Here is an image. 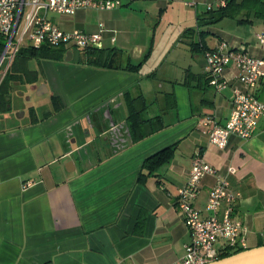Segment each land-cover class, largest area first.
I'll return each mask as SVG.
<instances>
[{
	"label": "crops",
	"instance_id": "obj_1",
	"mask_svg": "<svg viewBox=\"0 0 264 264\" xmlns=\"http://www.w3.org/2000/svg\"><path fill=\"white\" fill-rule=\"evenodd\" d=\"M202 1L205 12L225 3ZM121 2L111 10L48 14L64 31L96 32L103 22L106 30L95 48L111 54L110 67L80 63L73 49H67L70 60L64 59L67 52L59 61L29 59L28 75L10 83L18 85L15 96H42L26 119L8 111L14 99L5 89L0 264H180L192 234L176 200L197 154L214 173L201 179L194 207L207 216L209 192L218 176L226 178L240 194L233 215L246 228L247 249L264 245V118L251 137L232 136L223 149L211 144L200 122L210 116L224 124L232 110V87H241L234 64L223 72L228 87H211L205 52L224 42L228 49L264 58V44L258 34L250 42L223 28L201 27L204 11L195 27L183 25L171 33L177 41L159 35L157 42L153 18L161 20L176 0ZM250 14L224 18L242 24ZM180 46V54L172 55ZM197 51L199 70L192 64ZM128 62L140 65L125 70ZM255 93L264 102V83ZM131 100L142 102L143 123L135 131L144 136L136 141L128 119ZM164 149H170L167 157L148 169L146 160ZM223 246L221 240L214 247Z\"/></svg>",
	"mask_w": 264,
	"mask_h": 264
},
{
	"label": "built area",
	"instance_id": "obj_2",
	"mask_svg": "<svg viewBox=\"0 0 264 264\" xmlns=\"http://www.w3.org/2000/svg\"><path fill=\"white\" fill-rule=\"evenodd\" d=\"M220 4L224 5V2ZM120 5V0H0V35L5 39L0 54V82L23 46L47 44L65 49H86L95 47L106 30L105 24L99 22L96 32L80 29L64 31L48 18L49 12L74 15L80 9L103 11ZM257 38L264 44V34H258ZM229 64L237 67L236 80L241 87H232V110L227 121L219 124L210 116L200 118L202 131L219 149L225 148L232 136L242 139L251 137L258 121L264 118V102L255 93L259 83H264V58L228 49L224 42H220L215 49L207 50L204 74L208 84L216 91L228 87L223 72ZM229 171L234 172L232 168ZM213 173L214 169L204 157L197 154L187 182L178 190L176 203L192 234V241L185 245L180 264H206L219 259L223 252L247 249L246 228L233 215L240 194L231 189L226 178L218 176L210 190L205 204L207 216H203L192 203L201 179ZM221 240L224 246L218 251L214 246Z\"/></svg>",
	"mask_w": 264,
	"mask_h": 264
},
{
	"label": "trees",
	"instance_id": "obj_3",
	"mask_svg": "<svg viewBox=\"0 0 264 264\" xmlns=\"http://www.w3.org/2000/svg\"><path fill=\"white\" fill-rule=\"evenodd\" d=\"M243 14L248 15L249 13H253L254 16L264 19V0H225L224 5H219L217 8L212 9L209 8L203 16L200 17V21L212 24L224 17L235 18L238 15ZM246 19L243 17L238 18V21H245ZM5 46V39L0 35V54L3 51ZM79 52V61L80 63H85L92 66L99 67H110L112 63L111 54L106 52L103 49H98L95 47H90L86 49L77 50ZM67 49L63 46H50L47 44H41L39 46H23L16 53L12 62L10 63L6 74L2 81H4V85L9 86V84L16 79V77L27 76L26 62L29 59L36 60H54L59 61L62 60L66 55ZM20 61V65L16 67L17 62ZM140 63L133 64L128 62L125 70H136L139 67ZM208 83V81H207ZM5 89L0 92V109L4 107L6 102H4V94ZM139 103H142L138 100L128 101L129 108V116L130 120V132L132 134L133 139L140 140L144 134L136 135V129L141 130V125L143 123V119L141 117L142 108L138 106ZM2 106V107H1ZM154 131V130H153ZM136 135V136H135ZM170 149H164L150 158H148L145 162V165L148 169L153 170L163 158L167 157ZM242 251L241 249L229 250L220 254L219 258L231 255L233 253H237Z\"/></svg>",
	"mask_w": 264,
	"mask_h": 264
},
{
	"label": "rangeland",
	"instance_id": "obj_4",
	"mask_svg": "<svg viewBox=\"0 0 264 264\" xmlns=\"http://www.w3.org/2000/svg\"><path fill=\"white\" fill-rule=\"evenodd\" d=\"M121 1V0H120ZM202 0H176V2H173L166 10H164L160 16H162L161 20H158L159 18H153L154 25L156 26L158 30V37L156 38V41L160 40L159 35H161L164 41V38L166 40L170 39L172 42L174 39H177V36L174 38H171V33L175 30H178L183 25H189L190 27H195L197 19L196 17H199L203 14V11L205 12L207 6L204 5V2ZM214 3V6L217 5V0H212ZM195 2L193 6L187 5V3ZM122 3V2H121ZM188 9L191 11V13H188ZM155 13V12H154ZM205 25H202L201 27L206 28L208 26H213L215 28H223L222 30L224 32L229 33L230 35H236L240 37H245L250 42H256V34H264V20L257 18L254 16L253 13L250 14L249 20L247 22H244L242 24L234 22L232 19L224 18L220 22H216L213 24L207 25V23H203ZM130 26L137 29V25L135 23H130ZM188 27V26H187ZM205 36L210 37V34H205ZM177 41V40H176ZM179 44V43H178ZM230 45V43H229ZM179 50H183L182 46L176 47L172 51V55L180 54ZM74 57L77 58L79 52L76 49H73ZM179 51V52H178ZM196 58H193L192 64L194 66V69L199 70L200 63L199 59L201 58V53L196 52L195 53ZM20 65V61L17 62L16 67ZM4 78V77H3ZM4 81L1 80L0 82V92L4 89H9V96L10 98L14 99V103L11 104L9 108V112L18 119H26L29 117V111L30 106L35 107L39 104L41 101L42 96H38L36 93L32 94L30 92H26L24 96L16 94L15 91L18 90V85L16 84H10L12 86H6L3 83ZM21 90H24V88H21ZM22 92V91H21ZM6 94H4L5 96ZM3 98L5 99L6 97ZM2 107V106H1ZM7 108L6 105L3 107V109ZM42 111L39 113L41 114ZM6 125V120H0V127Z\"/></svg>",
	"mask_w": 264,
	"mask_h": 264
},
{
	"label": "water",
	"instance_id": "obj_5",
	"mask_svg": "<svg viewBox=\"0 0 264 264\" xmlns=\"http://www.w3.org/2000/svg\"><path fill=\"white\" fill-rule=\"evenodd\" d=\"M71 55V52H67L64 59L70 60ZM206 264H264V245L245 249Z\"/></svg>",
	"mask_w": 264,
	"mask_h": 264
}]
</instances>
